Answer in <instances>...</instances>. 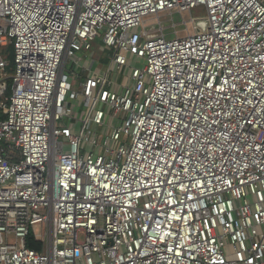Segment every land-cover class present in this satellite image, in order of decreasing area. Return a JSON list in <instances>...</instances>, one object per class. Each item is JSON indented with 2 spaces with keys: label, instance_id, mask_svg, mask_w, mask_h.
Listing matches in <instances>:
<instances>
[{
  "label": "built area",
  "instance_id": "2783aa9c",
  "mask_svg": "<svg viewBox=\"0 0 264 264\" xmlns=\"http://www.w3.org/2000/svg\"><path fill=\"white\" fill-rule=\"evenodd\" d=\"M9 46L0 264H264V0H0Z\"/></svg>",
  "mask_w": 264,
  "mask_h": 264
},
{
  "label": "rangeland",
  "instance_id": "374dc122",
  "mask_svg": "<svg viewBox=\"0 0 264 264\" xmlns=\"http://www.w3.org/2000/svg\"><path fill=\"white\" fill-rule=\"evenodd\" d=\"M201 14L202 13L200 11H193L192 13L190 12H183V13L165 12V13H162L156 16H150L149 18L146 19V22L144 24V30L150 34H158V35H163L166 37H174V36L183 37V36L188 35L190 33V30L192 29L190 18L196 15H201ZM98 43L99 42L95 44V49L92 51V53H94L93 58H90L89 56V60L95 59L99 63L104 62L102 63L104 65L98 64L96 62L93 66V68L99 67L101 69V67L104 68L105 66H107L109 62V58L107 57V54H105L103 57V54L107 53L108 51H105V52L101 51L98 48ZM1 53H4L6 55L9 52L5 49V50H0V54ZM89 62H91V60ZM89 62H88V65H89ZM143 63H144L143 61H140L138 62L137 65L142 67ZM68 69L70 70L71 68L68 67ZM76 71L80 73L81 77L86 76V73L81 72V67H78ZM8 72L11 73L12 70ZM1 79L2 78L0 76V80ZM9 81H12V80L8 78L6 82L8 83Z\"/></svg>",
  "mask_w": 264,
  "mask_h": 264
},
{
  "label": "trees",
  "instance_id": "16d2710c",
  "mask_svg": "<svg viewBox=\"0 0 264 264\" xmlns=\"http://www.w3.org/2000/svg\"><path fill=\"white\" fill-rule=\"evenodd\" d=\"M7 51L9 52L8 58L10 59V65L8 67V71H11L13 69V48L9 46L7 48ZM11 86H12V81H9L7 83V94L9 95L11 93ZM29 247L40 250L41 249V244L38 242H29L28 243Z\"/></svg>",
  "mask_w": 264,
  "mask_h": 264
}]
</instances>
